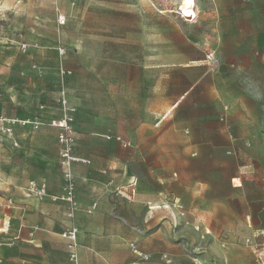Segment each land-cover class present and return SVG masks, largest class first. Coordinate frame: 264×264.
I'll list each match as a JSON object with an SVG mask.
<instances>
[{
  "label": "crops",
  "instance_id": "crops-1",
  "mask_svg": "<svg viewBox=\"0 0 264 264\" xmlns=\"http://www.w3.org/2000/svg\"><path fill=\"white\" fill-rule=\"evenodd\" d=\"M132 8L103 9L94 41L81 44L78 100L77 71L65 66L68 54L63 60L73 75L64 86L76 109L80 264H195L186 253L195 247V218L207 220L201 225L209 234L200 240L220 244L228 264H264L262 55L239 49L241 58L209 71L206 54L216 50L201 47L199 32L194 43L175 31L172 43L152 32L149 10ZM117 16L132 21L116 22ZM57 69L59 80L36 91L42 104L34 117L47 124L0 133V264H70L62 237L72 224L68 204L53 201L64 192L59 131L48 125L61 118ZM97 138L102 143L94 144ZM30 182L45 184L47 196H27ZM175 201L186 225L178 223V210L158 208Z\"/></svg>",
  "mask_w": 264,
  "mask_h": 264
},
{
  "label": "rangeland",
  "instance_id": "rangeland-1",
  "mask_svg": "<svg viewBox=\"0 0 264 264\" xmlns=\"http://www.w3.org/2000/svg\"><path fill=\"white\" fill-rule=\"evenodd\" d=\"M182 1L0 0V116L35 120L34 115L42 104L36 97V91L50 85L51 81L59 80L58 48L61 45H65L69 51L64 60L65 66L77 71L73 73L76 76L72 88L77 92L78 100L80 46L85 44L86 39L94 41L97 17L102 23L103 9L107 7L106 10L110 11L112 6L118 5H130L132 10L140 12L149 10L152 32L163 33L172 43L178 41L172 34L175 31L186 33L194 43L195 31L199 32L201 47L217 51L219 70L224 69L229 60L241 58L237 52L239 49L257 50L262 55L261 71L257 74L258 85L263 91L264 108V0H197L201 13L196 25L178 18L177 12ZM63 21L64 24H61ZM107 21L111 23L112 20ZM115 21L127 23L132 19L117 16ZM108 26L111 27L110 24ZM159 41V35L153 37V43ZM24 43L31 45L26 52L22 48ZM34 43H38V46H34ZM92 62L94 57L89 56L88 63ZM34 64L46 70V74L40 76L33 72L30 68ZM251 74L253 76L255 73ZM101 140L97 138L93 143H102ZM85 154L96 153L87 151ZM105 154L110 157L119 155L113 151ZM120 155L125 163L130 159L127 153ZM2 185L0 179V192L3 191ZM179 215L178 223L186 225L184 212L179 211ZM206 223V219L197 221L195 218V247L189 245L187 255L195 259V264H228L227 252L220 244L216 246L209 240L201 241L202 236H207L203 228ZM197 227H200L199 231ZM186 236L190 237L191 234Z\"/></svg>",
  "mask_w": 264,
  "mask_h": 264
},
{
  "label": "built area",
  "instance_id": "built-area-1",
  "mask_svg": "<svg viewBox=\"0 0 264 264\" xmlns=\"http://www.w3.org/2000/svg\"><path fill=\"white\" fill-rule=\"evenodd\" d=\"M178 18L183 21L195 23L198 21L200 16V11L198 8L197 0H195V9H192L188 14L182 10V5H180L177 12ZM64 24V21L63 23ZM34 46H38V43H34ZM31 47L30 44L24 43L22 48L26 52ZM68 51L64 46L58 48L59 56V75L62 81V90L59 95V104L61 110V118L54 120L48 123V125L58 129V144H59V156H60V167L62 170L63 182H64V192L60 197H54L53 201H62L68 204L67 217L72 222L71 226L63 232L62 237L68 242V251H69V263L70 264H80L79 262V249L80 245L78 242L79 229L75 224V216L79 211V203L76 199V179L73 172V164L77 161V158L74 157L73 150L75 145V107L70 103L68 98L67 90L64 86V80L72 74L71 71L67 70L63 64L64 58L67 56ZM217 54L214 50H209L206 54V63L209 71L215 72L220 68V64L217 61ZM32 70L35 71L38 75L42 76L44 71L37 65H32ZM47 123L43 120L37 118L33 121L29 119H11L7 117H0V133L5 135H12L14 132L15 126L21 127H31L33 130L37 131L42 128ZM117 141L123 144L124 147H130L131 143L123 141L122 138L118 137ZM136 183H132L131 187L134 188ZM26 194L29 197L44 198L47 196L48 191L45 184H37L35 182H30ZM96 208L94 205L88 212ZM158 208H163L168 210L173 208L178 211H183V206L180 202L175 201L170 204H164L158 206ZM197 231L200 230V227L196 228ZM209 232L206 231L205 235H208ZM204 239V237L202 236ZM132 249L142 258L144 261H148L150 257L148 255L142 254L139 252L136 244L131 245ZM164 259L167 262H170L167 257L164 256ZM195 261V259H194Z\"/></svg>",
  "mask_w": 264,
  "mask_h": 264
},
{
  "label": "bare ground",
  "instance_id": "bare-ground-1",
  "mask_svg": "<svg viewBox=\"0 0 264 264\" xmlns=\"http://www.w3.org/2000/svg\"><path fill=\"white\" fill-rule=\"evenodd\" d=\"M192 9H195V1L194 0H183L182 1V10L185 13H189Z\"/></svg>",
  "mask_w": 264,
  "mask_h": 264
}]
</instances>
